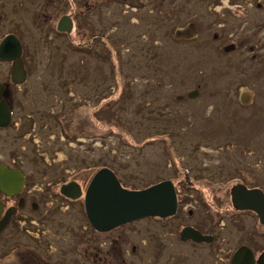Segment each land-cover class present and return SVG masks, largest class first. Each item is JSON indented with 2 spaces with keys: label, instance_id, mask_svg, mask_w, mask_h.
I'll return each mask as SVG.
<instances>
[{
  "label": "rangeland",
  "instance_id": "1",
  "mask_svg": "<svg viewBox=\"0 0 264 264\" xmlns=\"http://www.w3.org/2000/svg\"><path fill=\"white\" fill-rule=\"evenodd\" d=\"M112 19L95 27L96 34L107 32L84 49L88 53H69V73L31 78L52 84V97L64 105L67 89L78 92V106L92 105L86 117L97 131L111 128L106 138L86 139L78 149L73 144L79 155L132 175L136 184L118 174L127 188L163 177L177 181L185 173L218 181L251 171L264 189V0H145L137 8L116 6ZM101 113L110 114L111 127L97 117ZM210 187L191 188L194 197L176 220L145 218L126 226L128 264H230L246 232L224 224L226 219L217 229L220 251L183 243L177 235L184 221L202 226L196 222L206 219L203 205L213 202ZM188 206L193 217L184 216ZM217 209L210 204L211 215ZM259 224L253 235L257 254L264 248ZM159 235L166 248L156 259Z\"/></svg>",
  "mask_w": 264,
  "mask_h": 264
},
{
  "label": "flooded vegetation",
  "instance_id": "2",
  "mask_svg": "<svg viewBox=\"0 0 264 264\" xmlns=\"http://www.w3.org/2000/svg\"><path fill=\"white\" fill-rule=\"evenodd\" d=\"M144 1L0 0V46L7 36H11L1 52L9 58L0 57L1 96L10 113L8 125L0 126V171L7 170L14 175L7 179L0 175V264H65L67 255L69 260L66 264H128L126 226L145 218L158 223L173 218L176 220L183 212L182 204L189 197H194L188 191L199 183L211 186V203L218 208L214 212L216 218L212 219L219 218V221H210L206 211L208 217L205 215L206 219L196 222L202 224L200 227L184 221L179 226L178 238L183 243L204 245L212 251H220L217 229L226 219L224 224L231 223L246 232L231 253L230 264L235 251L241 246H248L256 258L264 251L262 248L257 254L253 239L256 221L259 225L264 224L255 211L238 208L232 200V188L237 185L248 189L259 188L264 192L251 171L218 181L205 176L196 180L185 173V177L177 181L171 176L147 182L142 187H129L143 189L172 180L177 191L178 209L174 215L165 218L147 216L101 231L87 217L85 192L100 169H111L122 185L119 173L128 183L136 182L132 175L123 174L110 163L98 165L94 156L87 159L79 155L77 149L86 139L93 141L111 135V128L97 131L96 123H91V119L86 117L92 105L84 106L83 110V106L77 105L81 100L75 99L78 92L69 93L70 89H67L68 100L64 105L63 99L52 97V84L33 83L31 78L33 74L42 72L69 73V53L73 52L75 56L88 53L84 50L86 47L103 40L107 31L96 34L95 27L99 23L107 25L113 22L112 11L116 6L137 8ZM15 70L18 73L16 79L24 78L23 81L14 80ZM60 86L67 87L63 83ZM94 116L96 118V113ZM97 117L105 122V126L111 127L109 113H101ZM65 149L70 153H66ZM76 184L81 188V195L69 196L63 192L64 186L76 187ZM68 192L78 194L70 188ZM195 213V209L188 206L184 216L193 217ZM246 218H252L253 224L249 225L250 220L248 222ZM185 226H192L203 234L213 236V239L210 242L182 240L180 232ZM159 238L154 252L156 259L163 255L166 248L161 235Z\"/></svg>",
  "mask_w": 264,
  "mask_h": 264
},
{
  "label": "water",
  "instance_id": "3",
  "mask_svg": "<svg viewBox=\"0 0 264 264\" xmlns=\"http://www.w3.org/2000/svg\"><path fill=\"white\" fill-rule=\"evenodd\" d=\"M11 36H7L0 46L1 54L9 42ZM18 73L14 72L15 81H23L24 78L16 79ZM1 88V87H0ZM199 90L189 92L188 96L194 97ZM182 98V96H179ZM0 126L8 125L10 113L6 104L2 101L0 90ZM3 179L14 175L7 171H0ZM5 175V176H3ZM66 185L63 192L66 195L79 196L82 194L78 184ZM69 188L77 192L70 194ZM232 200L235 206L242 209H251L257 213L260 222L264 224V192L259 188L248 189L237 185L232 188ZM85 209L90 223L98 230L106 231L121 224L128 223L147 216L168 217L177 212L178 196L172 180L150 185L143 189H129L124 187L115 173L109 168L100 169L92 179L85 192ZM182 240L192 239L196 242H210L213 236L206 235L192 226H185L180 232ZM264 264V251L256 259L254 252L248 246L239 247L231 259V264Z\"/></svg>",
  "mask_w": 264,
  "mask_h": 264
},
{
  "label": "trees",
  "instance_id": "4",
  "mask_svg": "<svg viewBox=\"0 0 264 264\" xmlns=\"http://www.w3.org/2000/svg\"><path fill=\"white\" fill-rule=\"evenodd\" d=\"M218 202H219V200H217ZM223 202V201H222ZM220 204H222V203H220ZM204 208H206L207 209V211L209 212V210H210V206L207 204V206H205V205H203V209ZM205 210V209H204ZM204 216H205V214H204ZM208 216H209V220L210 221H219V218H217V220H213V219H215L216 218V216L214 217V215H211V213L209 212V214H208ZM207 216V214H206V218L208 217ZM213 218V219H212ZM261 252V251H260Z\"/></svg>",
  "mask_w": 264,
  "mask_h": 264
},
{
  "label": "bare ground",
  "instance_id": "5",
  "mask_svg": "<svg viewBox=\"0 0 264 264\" xmlns=\"http://www.w3.org/2000/svg\"><path fill=\"white\" fill-rule=\"evenodd\" d=\"M246 95V93H244V96Z\"/></svg>",
  "mask_w": 264,
  "mask_h": 264
}]
</instances>
